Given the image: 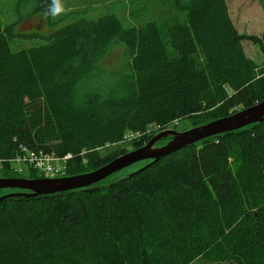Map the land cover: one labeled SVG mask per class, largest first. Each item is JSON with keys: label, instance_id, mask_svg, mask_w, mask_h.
Listing matches in <instances>:
<instances>
[{"label": "trees", "instance_id": "1", "mask_svg": "<svg viewBox=\"0 0 264 264\" xmlns=\"http://www.w3.org/2000/svg\"><path fill=\"white\" fill-rule=\"evenodd\" d=\"M14 1L49 24L71 21L36 36L0 20L4 168L26 147L70 153L65 175L89 172L147 143L153 126L211 122L264 99V64L242 45L261 41L236 31L227 0H165L142 24L127 11L126 27L115 12L92 18L95 6ZM15 37L37 42L12 49ZM118 46L121 64L108 70ZM128 131L145 134L129 150H99ZM98 183L0 196V264H264V120Z\"/></svg>", "mask_w": 264, "mask_h": 264}, {"label": "rangeland", "instance_id": "2", "mask_svg": "<svg viewBox=\"0 0 264 264\" xmlns=\"http://www.w3.org/2000/svg\"><path fill=\"white\" fill-rule=\"evenodd\" d=\"M167 1V0H166ZM185 1V0H183ZM228 11L230 19H232L236 31L243 34L255 35L260 39V44L258 42H253L249 39H244L242 42L243 49L247 57L252 58L259 66L264 64V9L260 4V0H227ZM76 6L77 8L82 7H93L96 10H92V18H97L100 15L109 12L114 13L120 18L123 26H129L131 21L129 17H126L127 11L135 17V21L140 22L148 20L154 16L153 9H164L166 7L165 0H66L57 5V8L61 9V12L68 7ZM71 15L64 17L59 20L56 24H49L47 21L45 13L36 12L30 13L20 7H16L14 0H0V20L3 25L15 22V29L19 34H39L46 35L50 33L54 28L66 24L71 21ZM128 16V15H127ZM130 21V22H129ZM12 49H18L21 47H28L34 45L37 40L35 37L21 38L15 37L9 40ZM121 54L122 49L120 46L111 48L107 56L103 60L105 67L108 70L118 69L121 64ZM241 109V108H240ZM237 109L235 112H238ZM243 109V108H242ZM203 124V123H201ZM199 125V124H198ZM196 125H192V121L189 118H183L181 120H176L174 125L168 129H175L176 131L187 130ZM152 130L151 134L154 136L162 129L159 127ZM171 137L165 136L159 138V140L153 145V147L163 146ZM132 142V140H130ZM130 142L118 143L115 145H105L103 148L99 149L101 152L109 151L114 146L126 147L128 150L131 149ZM130 151V150H129ZM147 160H142L135 162L129 166L110 174L104 179L105 182H109L113 178L117 179L125 174L131 173L141 166L145 165ZM66 169V168H65ZM63 169L61 174L65 175L66 170ZM30 169L27 165H23L21 172L16 173L9 168H4L0 166V177H29ZM34 171V170H33ZM38 175H43L44 177L55 178L58 175L51 173H41L35 171ZM99 184V183H97ZM16 188H0V196H4L6 193L18 192ZM22 191V190H21ZM24 191V190H23ZM225 264V263H221Z\"/></svg>", "mask_w": 264, "mask_h": 264}, {"label": "water", "instance_id": "3", "mask_svg": "<svg viewBox=\"0 0 264 264\" xmlns=\"http://www.w3.org/2000/svg\"><path fill=\"white\" fill-rule=\"evenodd\" d=\"M264 120V99L262 101L234 112L230 115L220 117L191 127L187 130L176 131L175 129H163L141 147L130 150L114 158L107 164L95 168L92 171L75 175H64L55 178H29V177H0V188H16L24 191L12 194L40 195L71 189L93 190L99 187L97 184L110 174L142 160H155L167 153L173 152L181 147L194 143L198 140L219 135L221 133L242 128L250 123ZM170 136L171 138L160 147H153L159 138ZM3 197V196H1ZM0 197V198H1ZM4 198V197H3Z\"/></svg>", "mask_w": 264, "mask_h": 264}, {"label": "built area", "instance_id": "4", "mask_svg": "<svg viewBox=\"0 0 264 264\" xmlns=\"http://www.w3.org/2000/svg\"><path fill=\"white\" fill-rule=\"evenodd\" d=\"M175 122L176 120L173 121L172 124H174ZM148 131H150V129ZM143 134H145V132H140V131H136V132L130 131L129 132L128 131L125 133V135L119 142H115L113 144H118V143L120 144L124 142L128 143L130 142V140L133 141V139H137ZM106 145H111V144H106ZM70 158H71L70 153L65 154L63 156H57L52 152H45L42 149L31 150L26 147H21L19 152L16 155L8 159V163L10 166L9 169L13 170V172H16V173H22L21 170H22L23 165H27L30 169H33L34 171H38L41 173H51L54 175L63 176L59 174H61L63 169L66 168V164ZM0 166H2L1 160H0Z\"/></svg>", "mask_w": 264, "mask_h": 264}, {"label": "clouds", "instance_id": "5", "mask_svg": "<svg viewBox=\"0 0 264 264\" xmlns=\"http://www.w3.org/2000/svg\"><path fill=\"white\" fill-rule=\"evenodd\" d=\"M61 9L60 8H57V12H59Z\"/></svg>", "mask_w": 264, "mask_h": 264}, {"label": "bare ground", "instance_id": "6", "mask_svg": "<svg viewBox=\"0 0 264 264\" xmlns=\"http://www.w3.org/2000/svg\"><path fill=\"white\" fill-rule=\"evenodd\" d=\"M49 178V177H48Z\"/></svg>", "mask_w": 264, "mask_h": 264}]
</instances>
